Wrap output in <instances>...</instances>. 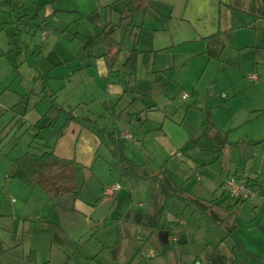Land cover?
Returning <instances> with one entry per match:
<instances>
[{
  "label": "crops",
  "instance_id": "0c3cea01",
  "mask_svg": "<svg viewBox=\"0 0 264 264\" xmlns=\"http://www.w3.org/2000/svg\"><path fill=\"white\" fill-rule=\"evenodd\" d=\"M50 1L46 14L63 23L59 33L45 26L48 20H30L21 44L12 47L6 40L3 48L0 32V112L20 108L0 133L25 136L24 152L53 147L74 158L80 192L51 198L15 161L24 152L12 154L0 143V225L6 219L17 238L1 247L0 264H130L139 254L151 258L156 253L145 248L159 245L154 229L166 202L167 218L179 216L188 238L172 264L179 258L181 264H264V0ZM86 20L93 28L69 33L70 25ZM113 23L120 25L114 34L122 30L128 42L110 69L98 34ZM32 27L41 28L44 45L34 42ZM133 41L151 51L148 61L139 54L135 70L125 64ZM253 72L258 79L250 77ZM40 73L48 75L50 92L46 88L32 104L28 97L24 106ZM51 93L64 94L57 102L76 117L62 114L50 125L44 113ZM48 126L54 143L43 135ZM114 128L137 169L157 171V177L122 175L120 162L124 180L104 179L94 169L93 155L114 154ZM232 175L257 188L258 197L230 196L225 181ZM94 176L102 181L101 195L90 185ZM115 183L119 189L107 192ZM169 192L175 194L169 198ZM115 244L116 258L110 249ZM170 252L162 253L165 259Z\"/></svg>",
  "mask_w": 264,
  "mask_h": 264
},
{
  "label": "trees",
  "instance_id": "16d2710c",
  "mask_svg": "<svg viewBox=\"0 0 264 264\" xmlns=\"http://www.w3.org/2000/svg\"><path fill=\"white\" fill-rule=\"evenodd\" d=\"M13 9L19 10L22 6L20 0H9L6 1ZM133 8L131 9V11ZM39 11L35 13L33 17L38 15ZM32 17L31 12H27L25 14H20L17 16L15 22L27 24L25 21L26 17ZM81 17L87 16L83 13H80ZM127 16L122 15L121 19L126 18ZM120 26L118 23H113L110 26L103 27L98 35L102 36L101 42H103L106 46L105 56L107 58L110 69L113 68L115 64V60L118 54L125 48L122 41L117 39L114 36V32ZM87 44V43H86ZM85 44V45H86ZM84 46V45H83ZM130 55L127 58L125 64L136 69L137 61L139 54H144V59L149 60V54L151 51H142L138 47V42L133 41L130 47ZM48 75L40 73L36 78L42 79L45 82L44 89L47 88L48 85ZM54 93H51L53 96ZM103 104L109 108L113 109V103L109 104L104 101ZM67 114L68 118H75V114L71 109L65 108L63 105H58L56 101H53L52 105L49 109L44 113L46 116L50 118V125H54L61 114ZM110 140L112 143V150L115 156L118 158L121 166L122 175H136L143 177H157L158 172H151L148 170H144L140 172L137 167L138 164L134 161L132 157L126 154V142L125 139L121 136L120 130L114 128L110 132ZM36 150V149H35ZM34 149H29L24 152L22 155L15 158L17 164L24 168L27 176L36 184L41 186L50 196L51 198H58L66 194H73L74 197L79 196L80 187L77 181L76 176V165L77 161L71 157H65L58 155L53 147H47L45 149H41L40 151H35ZM256 180V179H255ZM175 193L169 192L168 197H172ZM168 207V202L164 205V211L161 216V220L159 221L154 232L160 230H167L169 232V239L167 242H163L158 238V243L161 246V252L166 254L168 251L173 250L175 248H180L181 246L188 243L187 231L185 226L180 221L179 216L175 219L169 220L166 216V210ZM180 227V231L178 233L177 239H172V235L174 230ZM1 244V242H0ZM3 248L0 246V251ZM112 251V255L114 258L117 257L119 251V245L115 244L110 247ZM177 264H181V258L177 259Z\"/></svg>",
  "mask_w": 264,
  "mask_h": 264
},
{
  "label": "rangeland",
  "instance_id": "374dc122",
  "mask_svg": "<svg viewBox=\"0 0 264 264\" xmlns=\"http://www.w3.org/2000/svg\"><path fill=\"white\" fill-rule=\"evenodd\" d=\"M6 1H9V0H0V25L2 24L4 26L3 29H0L3 48H5L4 47L5 45L6 46L8 45V43H7L8 41L10 43L12 42L11 43L12 47L16 46L18 44H21L20 34H23L24 38L27 37L26 36V29H28V28H25L24 24H22V23L14 22V20H16L18 15L25 14L27 12H31L32 17L29 18L27 16L25 18V21L30 22V20H31V24H33V21H34V24H36L38 22V20H43V21L48 20V23H46L45 26L50 27L51 30H55V31L57 30L56 32L59 33L58 32V28H59L58 25L60 23H58V21H56L57 17L56 16H50L49 17L46 14V12L50 11L49 6H48V4H52L50 0H21L22 6L19 8L20 11L13 9V7H11L9 4H7ZM70 4H73V0H56L54 2L53 6H69ZM44 6H46V7L44 8ZM37 11H39L38 15L36 17H33ZM118 20H120V17H118V15H116L115 21L117 22ZM61 24H63V23H61ZM19 26L21 27V29L19 28ZM70 26L71 27L69 28V33L72 32V34L75 33L78 28L81 30H84V31L86 30V28H89V27L93 28V24L89 20H86L85 22H81L79 24H72ZM32 28H31L32 29L31 33H32V38L34 37V39H33L34 42L43 43L41 41V37H42L41 36L42 35L41 28H39V29L36 27L35 28L32 27ZM21 32H23V33H21ZM114 36L117 39H119L120 41H122L123 43L127 44L128 35L125 36V33H123L122 30H119L118 32H116L114 34ZM6 40H7V42H6ZM54 42H55V40L53 41V44H54ZM87 43H89V41ZM43 45H44V43H43ZM13 58H14V54H11V59H13ZM141 65H142V68L145 67L143 62H141ZM263 70H264V68H263ZM10 81L11 80H9V83H10ZM6 84H8V82ZM44 86H45V82L42 79H40V82L37 84L36 88H34V87L31 88V95H27L25 102L23 101V105L25 106V104H27L29 102L28 97L29 98L31 97V104H32L33 103L32 101H34V100L38 101L41 99V97L43 95H46L47 92L45 91ZM50 89H51V87L49 85H47V91L48 92H50ZM0 90H2V89H0ZM63 97H66V96H64V94H62V93H58L57 95H56V93H54L53 96L51 95V96L46 97L47 98L46 101L48 102V104H51V102L53 103V101L61 102L63 100ZM0 98H1V96H0ZM157 99H158V101H161V99L160 100H159V98H157ZM21 104L22 103H19L18 106H21ZM58 105L59 106L63 105V103H58ZM12 108L13 107H11V109H9L7 111V113L1 114V112H0V116H1L0 125H1V127L6 124L7 116H9L10 114H14L13 112L17 113V111L20 110V108H18V110L12 109ZM9 111L11 113H9ZM85 114L86 113H84V115H82V116L88 117L87 114L86 115ZM83 119H84V117H83ZM246 129H248V128H246ZM5 133H7V132L2 133V131H1L0 143L5 145V149H7V151L10 150V152L12 154H19L20 152H24L26 150L25 146H28V143H27V141H25V140H27V138L25 136H20V137L16 136L13 139H11V137H7L8 133L7 134H5ZM54 134H55V132H53V130H52V128H50V126L45 128V130L43 131V135L46 136L48 138V142H51V143H54V141H55L56 137ZM73 137H74V134H73ZM73 137H72V139L74 140ZM105 138H106L107 144L110 145V142L108 141V139H109L108 136ZM29 140L30 139H28V142H29ZM102 155H100V156L99 155H93L92 156L91 164L93 163L94 169H96V171L99 170L101 172V174L103 175L104 179H107V178H108V180L110 178L123 179V177L120 175V169L118 168L119 160L115 156V154H112V152H111V154L107 153V154L103 155L105 160L102 159ZM112 159H114V162L116 161V164L112 162ZM109 163L111 166L109 165ZM90 185L94 186L95 192H97L96 190H99L98 191L99 195L102 194V189H101L102 188V181H100L97 176H94L91 179ZM10 228H11V224L6 219H5V221H3V224L0 225V238L2 237L5 240L4 242H1V244H0L1 247L4 246L5 244L6 245H14L17 242V238H15L16 236H14L12 233L9 232ZM21 229H22V224H21L20 230ZM16 235H17V231H16ZM161 246L162 245H157V246L149 245L148 247L145 248V252L147 253V252H149V250L152 249L156 254L151 258H148V257L144 258L146 261L142 258V255L141 256H140V254L136 255V257L133 260H131L130 264H172L171 258L176 253V250H178V248L171 250V252L168 255L169 258L165 259V256L161 252ZM20 250H22V249L20 248ZM122 257H124V255ZM141 258L143 260L140 262L139 260ZM124 262L126 263L127 261H124Z\"/></svg>",
  "mask_w": 264,
  "mask_h": 264
},
{
  "label": "built area",
  "instance_id": "2783aa9c",
  "mask_svg": "<svg viewBox=\"0 0 264 264\" xmlns=\"http://www.w3.org/2000/svg\"><path fill=\"white\" fill-rule=\"evenodd\" d=\"M250 77L252 79H258V74L256 72H253L250 74ZM188 93H184V96H187ZM127 136H131L130 133L126 134ZM120 184L115 183L109 187H107V192L112 193L114 190L119 189ZM225 187L227 192L230 196H232L235 199H242V200H255L259 193L257 188L253 187L247 180L243 179L239 175H232L229 176L225 181ZM180 231V227H177L174 230V233L172 235V239H177L178 233ZM154 252H151V255H154Z\"/></svg>",
  "mask_w": 264,
  "mask_h": 264
},
{
  "label": "water",
  "instance_id": "95a60500",
  "mask_svg": "<svg viewBox=\"0 0 264 264\" xmlns=\"http://www.w3.org/2000/svg\"><path fill=\"white\" fill-rule=\"evenodd\" d=\"M160 239L163 242H167L169 239V232L167 230H160L159 231Z\"/></svg>",
  "mask_w": 264,
  "mask_h": 264
}]
</instances>
